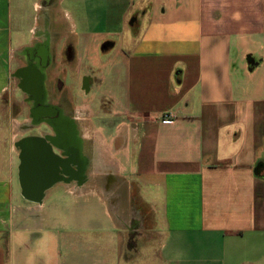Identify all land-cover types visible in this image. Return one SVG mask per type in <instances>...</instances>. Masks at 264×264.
<instances>
[{"label": "crops", "instance_id": "1", "mask_svg": "<svg viewBox=\"0 0 264 264\" xmlns=\"http://www.w3.org/2000/svg\"><path fill=\"white\" fill-rule=\"evenodd\" d=\"M24 18L31 46L74 56L63 89L90 149L81 186L35 200L24 132L1 123ZM124 231L159 237L158 264H264V0H0V264H49L54 246L58 264H135L146 245Z\"/></svg>", "mask_w": 264, "mask_h": 264}, {"label": "flooded vegetation", "instance_id": "2", "mask_svg": "<svg viewBox=\"0 0 264 264\" xmlns=\"http://www.w3.org/2000/svg\"><path fill=\"white\" fill-rule=\"evenodd\" d=\"M49 40L34 42L22 50L14 77L20 99L14 108L24 113L21 131L24 132L16 142L19 160V180L23 194L35 200L38 186H50L53 183L81 186L87 178L90 159L85 137L81 135L78 121L72 111L73 99L63 89V70L60 66L66 62L64 56H56L49 48ZM45 47L44 55L39 53ZM58 57V59H57ZM73 62L74 56L67 59ZM31 67L42 72V95L33 97L31 93ZM33 83L38 79L32 77ZM23 105L21 110L19 106ZM21 110V111H20ZM28 173L29 182L24 175Z\"/></svg>", "mask_w": 264, "mask_h": 264}, {"label": "rangeland", "instance_id": "3", "mask_svg": "<svg viewBox=\"0 0 264 264\" xmlns=\"http://www.w3.org/2000/svg\"><path fill=\"white\" fill-rule=\"evenodd\" d=\"M42 2V1H41ZM41 6H44V5H41ZM51 6L53 7L54 6V3L53 5L51 4ZM29 28H31V24H29V22H26L25 18L24 20L22 19L21 20V29L26 33L25 30H28ZM38 29H43V26H42V22H38V26H37ZM26 38L24 39L23 43L26 44L28 47L31 46V43L33 42V39H31V33L27 32L25 34ZM47 35L45 36V39H47ZM55 44H52L53 43V40H51V44H52V48H56V43H57V40H54ZM23 47V46H22ZM27 48V47H26ZM55 51V50H54ZM22 50L19 51V55L21 54ZM18 55V56H19ZM58 59V57H57ZM12 92V91H11ZM17 91L16 93H12L10 94L8 97L6 96L5 97V101L7 99H9V103H10V111L12 112L10 116L5 115L3 118H2V126L5 128V132L7 133H12V134H15V132L17 131H21V125L23 124L22 123V120H23V117H24V111L23 112H20L19 114H17L18 110H16L17 108H14V103L20 99V97H17ZM4 107H7V106H4ZM19 108L22 110L23 109V105L19 106ZM20 110V111H21ZM14 119L16 120L18 123L15 124L14 122L11 121V119ZM25 118V117H24ZM43 214H48L47 211H45V213ZM68 219H67V226L69 225V229H71L73 226L77 225L76 223H72V221L74 220V216L72 215H67ZM66 217V216H65ZM84 224H86V222H84ZM124 234H125V238L127 240V244L128 246L130 247L132 244L134 245L135 243H141L142 245H146L142 250H141V255L139 256L137 252H131V254H126L125 257H127V260L128 259H132L134 260V263L135 264H158L157 263V259L154 255V252L156 250V248L154 247L156 243L160 242L159 240V237H157L156 235H152V234H146V235H143L141 236L140 238H138L136 236V233L130 235V232H127V231H124ZM77 236H80V234H78ZM155 249V250H154ZM49 257L50 259V262L49 264H58L60 261V259H62L63 257V251L58 247V246H54L50 249V253H49Z\"/></svg>", "mask_w": 264, "mask_h": 264}, {"label": "water", "instance_id": "4", "mask_svg": "<svg viewBox=\"0 0 264 264\" xmlns=\"http://www.w3.org/2000/svg\"><path fill=\"white\" fill-rule=\"evenodd\" d=\"M46 45H48V44H46ZM33 76H34V78L36 76V78L38 79V81H36V83L35 82L33 83V80H34L32 78ZM41 81H42V72L41 71L39 72V69L37 67H34V68L31 67V93H32L34 98L43 94ZM24 179H25L26 183L29 182L30 176L28 173H26L24 175ZM44 186H41V185L38 186L39 187V188H37L38 189L37 194H39L38 198L41 196V190Z\"/></svg>", "mask_w": 264, "mask_h": 264}, {"label": "built area", "instance_id": "5", "mask_svg": "<svg viewBox=\"0 0 264 264\" xmlns=\"http://www.w3.org/2000/svg\"><path fill=\"white\" fill-rule=\"evenodd\" d=\"M171 114H163L162 115V119L164 120V121H169V120H171Z\"/></svg>", "mask_w": 264, "mask_h": 264}, {"label": "bare ground", "instance_id": "6", "mask_svg": "<svg viewBox=\"0 0 264 264\" xmlns=\"http://www.w3.org/2000/svg\"><path fill=\"white\" fill-rule=\"evenodd\" d=\"M39 50H40V52H39V53H40L41 55H44V53H45V52H44V50H45V47H41Z\"/></svg>", "mask_w": 264, "mask_h": 264}, {"label": "trees", "instance_id": "7", "mask_svg": "<svg viewBox=\"0 0 264 264\" xmlns=\"http://www.w3.org/2000/svg\"><path fill=\"white\" fill-rule=\"evenodd\" d=\"M107 47V45L106 44H104L103 46H102V49H105Z\"/></svg>", "mask_w": 264, "mask_h": 264}]
</instances>
